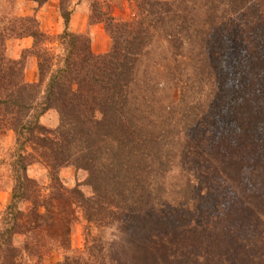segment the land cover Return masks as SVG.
<instances>
[{
	"label": "trees",
	"instance_id": "obj_1",
	"mask_svg": "<svg viewBox=\"0 0 264 264\" xmlns=\"http://www.w3.org/2000/svg\"><path fill=\"white\" fill-rule=\"evenodd\" d=\"M57 1L64 31L56 36L43 31L36 17L5 14L0 0V131L13 132L16 143L12 200L0 215V264H109L111 255L100 238L84 252L47 261L61 247L56 201L68 200L89 223L109 229L130 214L145 216L165 204L196 209L199 179L216 177L222 190L226 162L247 159L249 168L263 155L264 137L256 128L264 125V0H130L138 11L133 21L103 13L98 0ZM84 1L92 7L90 27L104 25L111 38L107 53L93 51L90 32L70 31L71 17ZM160 31L171 49L170 81L179 94L168 103L158 96V85L145 79L136 90L143 59ZM27 38L31 48L19 59L10 57V42ZM226 42L237 79L231 105L218 116L212 55L219 56ZM31 57L37 60L36 82L26 80ZM188 58L194 62L193 77ZM51 110L59 115L55 130L41 123ZM36 165L48 171L46 195L30 176ZM69 167L88 173L90 195L82 184L65 188L60 174ZM248 170L257 175L256 168ZM251 178L249 173V185L234 195L230 189L218 197V227H208L218 237L223 264L244 259L243 264H264V179L255 192ZM241 212L263 227L246 222L222 226L229 215ZM230 236L233 246L226 240ZM202 240V255L208 256L214 248Z\"/></svg>",
	"mask_w": 264,
	"mask_h": 264
},
{
	"label": "rangeland",
	"instance_id": "obj_2",
	"mask_svg": "<svg viewBox=\"0 0 264 264\" xmlns=\"http://www.w3.org/2000/svg\"><path fill=\"white\" fill-rule=\"evenodd\" d=\"M98 1L101 3L103 13L112 14L119 21H133L138 17L136 5L130 0ZM84 2L83 5H86L89 14H91L92 7L90 1ZM26 5L27 3L24 0H4L2 7L5 10V14L17 15L23 11ZM101 26L104 28V25L101 24ZM105 34L107 38L103 45H108L107 52H109L112 41L108 33L105 32ZM162 35L163 32L160 31L156 35L155 41L148 48L149 54L143 59L140 79L137 78L138 84L136 90L138 92L139 84L141 87L145 85V79L146 82L152 83L153 86L158 85V96L163 99L164 103H168L174 98L177 99L179 94L174 87V83L170 81L173 77L172 69L175 63L171 55L170 46ZM225 36V34H221L220 38ZM214 45L212 44L211 48ZM225 45L223 46L225 48L222 45L220 46L219 56L212 55V59L215 61L213 68L217 72L216 85L219 89L218 110H216L218 116L224 113L225 105H231V100L228 102V99L231 98V95L233 96L232 88H234L236 83L235 79H237L234 76V65L231 63L230 53L232 52L227 54L229 44L227 45L226 42ZM53 47L57 49V54L61 53L57 43ZM24 50V42L22 40L12 41L9 44L8 54L12 58L19 59ZM29 59V64L32 61L34 63L36 60L32 57ZM189 61L190 58L187 59L186 64ZM188 64L189 76L193 77L194 62H189ZM226 67L228 68L227 72ZM30 68L29 66L26 73V80L30 78ZM35 74L36 82L38 69ZM211 87L210 81L209 85L208 83L206 84L205 93L208 90L210 91ZM41 123L49 130H55L59 126V115L57 111H49L41 119ZM229 130H232V128H229ZM256 130L258 137L263 138L264 125L257 127ZM191 140L192 143L196 141L194 136L193 138L191 137ZM201 141L202 139H199V142ZM260 145L261 152L264 155V142L260 141ZM204 149L205 147H198V150L203 151ZM15 150L16 143L13 132L0 131V193L12 192L14 180L10 164L13 161L12 156ZM263 155L261 159L252 160L251 164L253 165L249 166L251 170L252 168L257 169V175L254 176V171L248 170L247 159L226 162L221 171V178L223 180L222 190L219 185L221 182L219 183L216 177L210 178L207 175L205 178L202 177L199 179L201 188L199 192V203L196 209L193 207L187 209L184 207H172L171 204H165L160 209H152L145 216L130 214L124 222L117 223L109 229L96 223H89L84 213L77 206H74V204L71 205L68 200L56 201L54 205V213L57 220L55 229L57 230L56 235H58L59 245L61 247L59 250L54 251L47 261L56 263L65 260L68 255H73L74 252H84L86 245H90L94 238H100L104 243V247H106V250L111 255V259H107L109 264H223L222 261L218 262V237L211 236L208 228L212 227L211 230H213L214 227H218V197L225 194L224 192L227 194V191L230 189H233L231 192L233 195L236 191L244 189L250 182L248 180L249 173L252 174L251 179L255 183L254 190H257L255 192L260 191L261 189H258L264 179ZM30 176L40 182L41 186H43V194L46 195L49 192L48 188L50 185L48 171L42 166L36 165L31 168ZM60 177L68 191L82 184V190L85 194H91V189L85 185L88 179L87 172L77 170L75 167H69L61 172ZM231 185H234V188L230 187ZM22 209L25 210L27 207L22 206ZM4 212L5 210L0 215H3ZM1 220L2 218H0ZM225 220L226 223L222 226L230 227L237 222L240 224L246 222L248 226L256 223L258 227H263L255 218L253 220L249 214L245 216L242 212L236 213L235 215L232 213ZM258 227H255L257 231L259 229ZM202 239H204V242L206 239L208 242L211 241L210 244L214 248V250L208 252V256L202 255L203 249L200 244L203 241ZM22 240L24 241V239ZM226 240L227 242L231 240L232 243H228L233 246V236H230ZM224 246L227 247L226 245ZM262 249L263 246L260 248V252H264V249ZM244 262L245 259L241 264Z\"/></svg>",
	"mask_w": 264,
	"mask_h": 264
},
{
	"label": "crops",
	"instance_id": "obj_3",
	"mask_svg": "<svg viewBox=\"0 0 264 264\" xmlns=\"http://www.w3.org/2000/svg\"><path fill=\"white\" fill-rule=\"evenodd\" d=\"M27 5L23 8V11L17 15L20 17H36L40 23L41 29L52 35H59L64 31L63 19L59 12V2L57 0H50L42 5L36 0H24ZM90 14L86 5L78 7L77 11L72 15L70 21V31L74 34H86L91 33L93 38V51L96 54H104L108 50V45L104 46L107 35L101 25H95L90 27L89 25ZM24 42V48L29 49L32 46V39L27 38L22 40ZM30 78H27L28 82H35L37 61L30 64ZM12 200V192L0 193V212L4 211Z\"/></svg>",
	"mask_w": 264,
	"mask_h": 264
}]
</instances>
